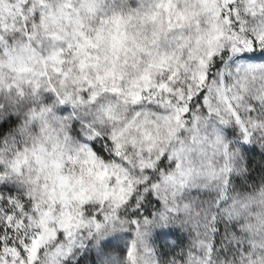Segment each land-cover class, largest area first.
<instances>
[{
    "label": "clouds",
    "instance_id": "1",
    "mask_svg": "<svg viewBox=\"0 0 264 264\" xmlns=\"http://www.w3.org/2000/svg\"><path fill=\"white\" fill-rule=\"evenodd\" d=\"M0 264H264V0H0Z\"/></svg>",
    "mask_w": 264,
    "mask_h": 264
}]
</instances>
